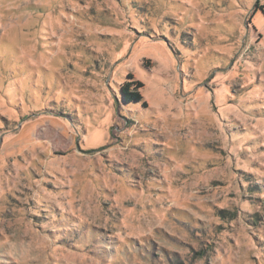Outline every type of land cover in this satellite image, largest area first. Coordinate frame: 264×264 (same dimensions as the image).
<instances>
[{
	"label": "rangeland",
	"instance_id": "rangeland-1",
	"mask_svg": "<svg viewBox=\"0 0 264 264\" xmlns=\"http://www.w3.org/2000/svg\"><path fill=\"white\" fill-rule=\"evenodd\" d=\"M0 264H264V0H0Z\"/></svg>",
	"mask_w": 264,
	"mask_h": 264
},
{
	"label": "trees",
	"instance_id": "trees-1",
	"mask_svg": "<svg viewBox=\"0 0 264 264\" xmlns=\"http://www.w3.org/2000/svg\"><path fill=\"white\" fill-rule=\"evenodd\" d=\"M131 77H129L130 79ZM138 87H135V86ZM142 84L139 81H136L135 83H129L126 82L125 84L122 85L121 87V93L123 96V99L126 103H139L143 99V97L140 95L139 90L141 89Z\"/></svg>",
	"mask_w": 264,
	"mask_h": 264
}]
</instances>
